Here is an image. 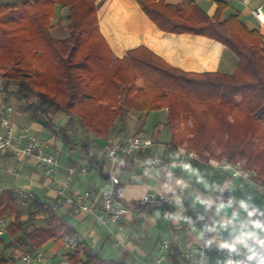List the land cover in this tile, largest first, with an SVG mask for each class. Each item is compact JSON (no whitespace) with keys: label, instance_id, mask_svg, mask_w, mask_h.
Instances as JSON below:
<instances>
[{"label":"crops","instance_id":"1","mask_svg":"<svg viewBox=\"0 0 264 264\" xmlns=\"http://www.w3.org/2000/svg\"><path fill=\"white\" fill-rule=\"evenodd\" d=\"M144 1L159 10L173 6L181 12L185 4H191L209 18L215 15L220 2L225 3L223 19L238 15L247 29L256 30L261 35L264 44V0ZM260 7L259 20L253 11ZM97 16L99 32L115 57L121 58L129 49L145 46L170 65L185 71L230 75L237 70L239 59L225 45L203 35L160 30L142 11L137 0H101ZM189 16L192 17L191 13ZM189 16L184 15L186 19ZM201 19L198 13L196 23H200ZM4 104L10 105L0 91V108ZM11 106L13 130L27 126L41 138L46 148L57 154L59 166L53 177H47L36 167L35 157L20 158L10 149L0 151V194L20 189L36 195L76 230L87 252H96L109 261L152 264L156 242L166 238L171 247L162 264H173L184 248L207 234L211 245L209 256L216 259L218 253L213 245L247 230L248 234H255L249 235L245 242L247 251L253 257L247 264H264V244H261L264 229L254 227L257 222L264 225V182L257 180L255 175L248 179L233 177L220 168V163L203 162L198 156L189 162L186 169L168 175L165 182L161 181L164 170L147 164V160L154 156L175 159L180 153L187 152L168 144L171 134L166 124V109L151 111L144 118L140 113L133 112L117 119L106 140L94 136L91 131L82 128L76 118H69L61 111L49 113L48 126L46 119L38 117L41 122L32 118L17 102ZM60 129H64V134L59 132ZM132 134L151 138V148L125 155L111 168L102 156L103 144L106 141L120 142ZM81 165L87 168V173H75L68 181L69 168ZM111 172L119 178L115 190L126 211L118 223L104 226L95 222L93 213L100 189ZM57 190H61L63 196L57 209H54ZM85 191H91L92 196L84 200L81 207L67 201V198H74ZM149 191L162 193L171 201L157 198L141 203V197ZM17 208L20 220L24 222L23 229L29 230L43 223L41 215L29 217L26 201L22 197L17 201ZM1 219L5 221L0 234V261L3 264H25L19 255L26 251L42 252L44 261L41 264H59L65 248L64 240L49 239L41 245L30 243L20 251L12 244L15 236L10 235L6 228L14 216ZM121 227L128 237L123 239L122 245L115 246V237H122ZM85 260L86 254L81 253L76 262L69 264H84Z\"/></svg>","mask_w":264,"mask_h":264},{"label":"trees","instance_id":"2","mask_svg":"<svg viewBox=\"0 0 264 264\" xmlns=\"http://www.w3.org/2000/svg\"><path fill=\"white\" fill-rule=\"evenodd\" d=\"M57 2L69 10L65 17L69 34L63 39H55L51 34ZM137 2L162 31L203 35L225 45L239 59L237 70L230 75L185 71L166 63L145 46L129 49L123 58L112 61L111 50L98 29L97 7L90 0L86 4L84 0H11L0 2V91L5 99L13 97L23 111L34 119H46L48 126L51 111H61L69 118L76 116L82 128L106 140L117 119L133 112L148 114L166 109L170 147H181L184 142L194 147L193 141L201 139L204 144L194 147V151L203 162L210 157H228L255 170V178L264 182L261 35L247 29L238 15L220 20L225 8L222 2L212 18L191 4H185L181 12L173 6L159 10L144 0ZM192 9L202 16L201 24L196 25L189 16ZM224 88H229L237 100L227 98L220 106L215 99ZM214 102L222 108L207 111ZM179 113L183 123L191 121V129H184V134L171 128ZM255 132L261 134L258 142ZM19 199L12 190L0 194V219L14 216L6 228L15 236L12 244L17 250H25L30 243L41 245L49 239H73L77 245L71 263L85 253L84 264H128L87 252L76 230L36 195L23 199L29 217L41 215L44 221L32 229H23L17 208Z\"/></svg>","mask_w":264,"mask_h":264},{"label":"built area","instance_id":"3","mask_svg":"<svg viewBox=\"0 0 264 264\" xmlns=\"http://www.w3.org/2000/svg\"><path fill=\"white\" fill-rule=\"evenodd\" d=\"M261 7L253 11V14L260 20L259 15ZM13 107L9 104H4L0 108V125L2 131L0 133V151L12 150L20 158L35 157L36 167L43 171L47 177H53L58 169L59 160L57 154L44 146L43 141L33 134L27 126H22L19 130L14 131L10 123V114ZM152 140L149 137L139 134H132L125 137L122 141H106L102 146V156L107 164L112 168L122 159L125 155H131L135 152L145 151L152 146ZM197 158L194 152L180 153L175 159L164 158L161 156H154L147 160V164L151 166H159L164 170V176L161 181L165 182L168 175L177 170L186 169L185 165ZM220 168L228 171L231 176H240L243 179L253 178L255 173L249 169L241 167L239 164L232 162L220 163ZM77 174L87 173L85 166L70 167L68 170V181L72 176ZM119 184V178L113 172L109 173L107 180L104 181L100 192L99 200L94 209V220L99 225L107 226L111 223H118L126 209L120 202L116 194V186ZM14 193L18 197L27 198L32 197V193L25 192L20 189H15ZM63 192L57 190L56 203L54 209H57ZM92 192L85 191L76 195L74 198H67V201L74 203L76 206L81 207L84 200L91 198ZM165 199L171 201L170 198L162 193L149 191L145 193L140 201L143 204L148 203L155 199ZM4 219H0V234L3 232ZM121 236L115 237L114 244L119 246L123 244V239L128 237L124 229L121 227ZM249 234L247 230H241L236 235L227 238L221 242L216 243L214 249L217 250L218 257L213 259L207 252V243L210 241L209 235H205L201 240L194 244L188 245L184 248L178 256V260L173 264H247L249 260V252L246 249L245 242ZM243 243H237L239 240ZM224 244H235V249L222 247ZM77 245L73 239L64 240V252L59 260V264H69L70 257ZM171 244L166 238H161L156 242L155 250L152 255V264H162L163 260L168 257ZM19 259L25 264H41L44 261V254L40 251H26L19 255Z\"/></svg>","mask_w":264,"mask_h":264},{"label":"rangeland","instance_id":"4","mask_svg":"<svg viewBox=\"0 0 264 264\" xmlns=\"http://www.w3.org/2000/svg\"><path fill=\"white\" fill-rule=\"evenodd\" d=\"M4 1H11V0H0V2H4ZM90 2L91 3L93 2V4L96 7L101 5V0H90ZM84 3L86 4V0H84ZM224 10H225V8H223L222 11H221V18H220V20H226V19H223V14L222 13L224 12ZM54 11H55L54 12V16L51 18V24H52L51 34H52V36L55 39H63L65 37H67L68 34H69L68 29H67V20L65 18L67 16V14L69 13V10L67 8L60 7V4L57 2L56 4H54ZM196 13H197L196 11L191 10L192 20L197 25L198 23H196L197 22L196 21V15L198 13L197 14ZM211 39H213V38H211ZM213 40H215V39H213ZM148 50H150V49L148 48ZM110 57H111L112 61H114L115 59L119 58V57H115L112 51L110 53ZM123 57H121V58H123ZM227 98H231L233 101H236L237 100V98L235 96H232L229 88H224L223 91H222V94L221 95H218L217 96V99H215V101H216V103L218 105L221 106L223 103H225V100ZM8 102L10 103V105H12V103L16 102V100L13 97H9L8 98ZM214 104H215V102H214ZM215 107H216V104L215 105H210L208 108H206V110L207 111H209L210 109L215 110ZM217 107L218 108H222V107H219V106H217ZM127 115H130V114H127ZM145 115H147V114L146 113H140L141 118H144ZM67 117H69V116H67ZM74 117H76V116H74ZM181 120H182L181 119V114L179 113L177 115V117H176V122H172L171 123L172 124L171 125L172 130L175 131V132H177V134H181V133L184 134V129H185V131L191 129V127H190L191 126L190 119L186 120L184 123ZM256 132L254 133V139H255V141L258 142V141L261 140V134L260 133H256ZM188 136H190V134L187 133V137ZM200 141H201V139H199V141L194 140L193 141V144H195L196 146L199 147V146H201V144H204V142H200ZM196 146H194V147L196 148ZM194 147H191V145H188L186 142L182 143V146H181V148L186 149L189 152L196 153L195 152L196 150L194 151ZM221 152L223 154H225V150L224 149ZM201 154L203 156H207V154L205 152L204 153L202 152ZM198 158H199V156H198ZM227 161L232 162V163H235V164H239L241 167H243L242 166V163L240 161H231V160L228 159V157H223L222 156V157H218V158H216V157H210L209 158V162H212V163H223V162H227ZM245 169H248V168H245ZM249 170L254 171V173L257 175V172L255 170H253V169H249ZM46 201H48L49 203L52 202L50 199H47Z\"/></svg>","mask_w":264,"mask_h":264},{"label":"clouds","instance_id":"5","mask_svg":"<svg viewBox=\"0 0 264 264\" xmlns=\"http://www.w3.org/2000/svg\"><path fill=\"white\" fill-rule=\"evenodd\" d=\"M185 167H188V165H185ZM243 207H246L245 205H242ZM254 227L256 229H264V225H261L259 222L255 223ZM250 236H254L255 234L254 233H249ZM237 243H243V240H239L237 241ZM261 244H264V241H261ZM222 247H228V248H231V249H235V244H224L222 245ZM250 251H252L250 249ZM253 255H255V253L253 252ZM253 257L252 256H249V259L251 260ZM229 264H232V262L230 261Z\"/></svg>","mask_w":264,"mask_h":264},{"label":"water","instance_id":"6","mask_svg":"<svg viewBox=\"0 0 264 264\" xmlns=\"http://www.w3.org/2000/svg\"><path fill=\"white\" fill-rule=\"evenodd\" d=\"M38 120L42 122L41 118H38Z\"/></svg>","mask_w":264,"mask_h":264}]
</instances>
